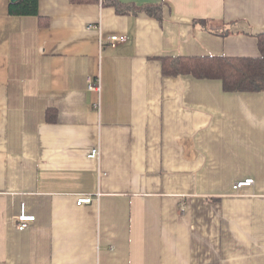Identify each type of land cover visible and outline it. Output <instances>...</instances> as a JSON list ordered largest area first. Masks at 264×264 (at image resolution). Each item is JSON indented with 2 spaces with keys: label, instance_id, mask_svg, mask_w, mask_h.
I'll list each match as a JSON object with an SVG mask.
<instances>
[{
  "label": "crops",
  "instance_id": "obj_1",
  "mask_svg": "<svg viewBox=\"0 0 264 264\" xmlns=\"http://www.w3.org/2000/svg\"><path fill=\"white\" fill-rule=\"evenodd\" d=\"M119 1L164 20L0 0V264H264V92L159 61L258 57L264 0ZM205 19L232 34L192 25ZM22 204L35 221L19 232Z\"/></svg>",
  "mask_w": 264,
  "mask_h": 264
},
{
  "label": "trees",
  "instance_id": "obj_2",
  "mask_svg": "<svg viewBox=\"0 0 264 264\" xmlns=\"http://www.w3.org/2000/svg\"><path fill=\"white\" fill-rule=\"evenodd\" d=\"M73 4H90L102 1L107 7L114 8L120 16H138L146 14L163 22L162 5L137 6L125 4L119 0H70ZM9 12L15 16H38L39 0H20L10 3ZM204 31L227 37L232 33L226 24L214 20H195L192 24ZM258 41V57H162L161 72L163 76H193L197 79H217L223 83L229 93H263L264 92V32L255 36Z\"/></svg>",
  "mask_w": 264,
  "mask_h": 264
},
{
  "label": "built area",
  "instance_id": "obj_3",
  "mask_svg": "<svg viewBox=\"0 0 264 264\" xmlns=\"http://www.w3.org/2000/svg\"><path fill=\"white\" fill-rule=\"evenodd\" d=\"M126 41H127L126 36H113L109 39V43L112 46H115L118 43H125ZM89 90L94 91L98 94L101 93V81H100V79H97V81H93L90 79ZM99 107H100V102H98L96 104V108L99 109ZM98 157H99V153H98L97 149H93L89 153L90 159H98ZM254 183H255L254 179H246L245 181L237 182L234 185V189L237 191L243 187H251L254 185ZM92 202H93V199L91 197H81L77 200V205L78 206L89 205ZM21 206H22L21 207V213L19 214V216L16 219L17 220L16 229L19 232H24L31 227L30 225H31V223H33L35 221V217L28 215L26 213L25 204H22Z\"/></svg>",
  "mask_w": 264,
  "mask_h": 264
},
{
  "label": "water",
  "instance_id": "obj_4",
  "mask_svg": "<svg viewBox=\"0 0 264 264\" xmlns=\"http://www.w3.org/2000/svg\"><path fill=\"white\" fill-rule=\"evenodd\" d=\"M20 0H11L12 3H18Z\"/></svg>",
  "mask_w": 264,
  "mask_h": 264
}]
</instances>
